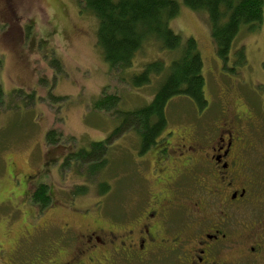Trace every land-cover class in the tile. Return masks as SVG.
<instances>
[{
  "label": "rangeland",
  "instance_id": "1",
  "mask_svg": "<svg viewBox=\"0 0 264 264\" xmlns=\"http://www.w3.org/2000/svg\"><path fill=\"white\" fill-rule=\"evenodd\" d=\"M178 1L179 12L169 25L183 38L196 40L208 104L198 110L187 97H172L166 104L165 131L182 133L184 124L200 131L214 125L237 127L236 111L242 110L243 118L251 113L247 157L261 169L262 180L264 0L261 23L255 30L241 29L226 61L216 55L206 14ZM96 27L93 14L82 10L77 0H0V82L5 92L0 101V264H64L70 258L77 260L71 264H94L80 253L75 256L76 235L98 225L118 229L119 221L126 219L123 223L130 227L137 213V199L146 188L144 177H149L152 162L156 164L154 150L141 152L130 123L105 138L120 123L114 109L130 111L149 103L158 78L140 87L121 79L103 60ZM241 45L243 63L235 62V50ZM158 56L169 60L172 52L146 42L125 74ZM105 94L118 97L114 109L93 108V100ZM222 107L227 110L224 121ZM50 129L59 134L57 147L45 141ZM99 139L108 145L106 165L100 171L91 175L86 163H62L66 152ZM39 182L47 184L51 196L43 207L31 200ZM100 183L107 188L102 190ZM188 189H195L193 180ZM166 260L159 264L174 263V258ZM157 263L123 258L117 262Z\"/></svg>",
  "mask_w": 264,
  "mask_h": 264
},
{
  "label": "flooded vegetation",
  "instance_id": "2",
  "mask_svg": "<svg viewBox=\"0 0 264 264\" xmlns=\"http://www.w3.org/2000/svg\"><path fill=\"white\" fill-rule=\"evenodd\" d=\"M221 111L224 121L227 110ZM239 112L237 127L164 129L147 148L154 150L156 164L144 177L146 188L137 199L132 225L126 227V219L118 229L98 225L80 232L75 256L80 253L94 264H117L122 258L157 264L173 258V264H264V177L259 180L261 169L247 157L252 143L247 131L254 118ZM68 260L64 264L77 263Z\"/></svg>",
  "mask_w": 264,
  "mask_h": 264
},
{
  "label": "trees",
  "instance_id": "3",
  "mask_svg": "<svg viewBox=\"0 0 264 264\" xmlns=\"http://www.w3.org/2000/svg\"><path fill=\"white\" fill-rule=\"evenodd\" d=\"M82 10L93 14L97 21L96 44L109 68L119 72V77L133 87L148 85L158 78L151 101L130 111L114 109L118 97L105 94L92 102L95 109L115 110L120 123L105 139H110L126 124L135 127L139 136L141 152L154 142L166 128V104L174 96L187 97L198 110L204 109L208 101L204 95L203 62L196 40L183 38L174 31L170 20L179 12L178 0H77ZM194 11L207 16L216 55L223 61L230 58L233 44L241 29H256L262 21L263 0H182ZM158 43L159 49L172 52L169 60L158 56L145 61L139 70L128 69L134 65L137 53L146 42ZM235 50L236 61L243 63L242 45ZM5 92L0 82V101ZM264 108V101H263ZM132 120L127 122V118ZM45 141L58 146L59 134L50 129ZM106 140L91 141L88 146L66 152L63 164H87L88 174H95L106 165ZM102 190L107 187L99 185ZM31 200L43 207L51 200L46 183L39 182L31 191Z\"/></svg>",
  "mask_w": 264,
  "mask_h": 264
},
{
  "label": "snow or ice",
  "instance_id": "4",
  "mask_svg": "<svg viewBox=\"0 0 264 264\" xmlns=\"http://www.w3.org/2000/svg\"><path fill=\"white\" fill-rule=\"evenodd\" d=\"M2 237H3V229H2V225H0V243H2Z\"/></svg>",
  "mask_w": 264,
  "mask_h": 264
}]
</instances>
